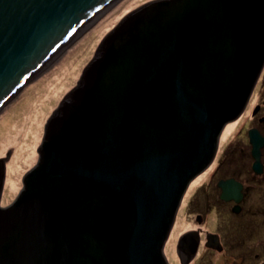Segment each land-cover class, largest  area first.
Segmentation results:
<instances>
[{"label": "water", "instance_id": "obj_1", "mask_svg": "<svg viewBox=\"0 0 264 264\" xmlns=\"http://www.w3.org/2000/svg\"><path fill=\"white\" fill-rule=\"evenodd\" d=\"M117 1L0 0V110ZM263 66L264 0H155L130 13L48 119L18 196L0 205V264H168L181 199ZM248 136L259 171L264 138ZM218 186L238 202L241 185ZM190 238L177 248L188 240L193 256Z\"/></svg>", "mask_w": 264, "mask_h": 264}, {"label": "rangeland", "instance_id": "obj_2", "mask_svg": "<svg viewBox=\"0 0 264 264\" xmlns=\"http://www.w3.org/2000/svg\"><path fill=\"white\" fill-rule=\"evenodd\" d=\"M151 1L155 0H118L63 46L46 68H42L13 99L2 107L0 159L5 158L10 149L11 151L3 164L1 207L11 205L18 196L22 189L23 177L37 164V149L42 143L48 119L66 95L77 86L83 70L94 58L102 41L125 17ZM261 72L246 108L236 120L227 123V125L232 124L233 127L230 133L222 141L220 140V143H223H219L218 157L224 150L234 145L250 147L247 130L255 126L251 121L252 110L256 104H262L264 100V66ZM11 184H16L15 191L11 190ZM191 184L188 191L195 185L193 182ZM188 193L185 192L181 199L174 225L164 246V255L168 264H179L176 244L182 233L194 225V213L191 211L187 213L185 207L190 196ZM200 255L208 264L223 259L222 255L209 254L202 249ZM199 261L201 260L198 259L196 264Z\"/></svg>", "mask_w": 264, "mask_h": 264}, {"label": "flooded vegetation", "instance_id": "obj_3", "mask_svg": "<svg viewBox=\"0 0 264 264\" xmlns=\"http://www.w3.org/2000/svg\"><path fill=\"white\" fill-rule=\"evenodd\" d=\"M254 107L251 121L255 126L250 129H257L264 138V100ZM250 129L247 130L248 142ZM218 153L219 145L213 162L185 191L190 194L185 204L186 212L194 213V225L181 236L190 234V239L196 242V251L191 256L188 240L179 248L176 244L179 264H196L198 259L201 260L198 264H208L200 255L201 249L222 255V260L217 259L212 264H264V146L260 149L259 171L253 168L256 160L251 144L250 147H229L219 157ZM229 180L241 185L238 202L221 198L218 184ZM192 182L195 185L188 191Z\"/></svg>", "mask_w": 264, "mask_h": 264}, {"label": "bare ground", "instance_id": "obj_4", "mask_svg": "<svg viewBox=\"0 0 264 264\" xmlns=\"http://www.w3.org/2000/svg\"><path fill=\"white\" fill-rule=\"evenodd\" d=\"M58 53H59V52H58ZM56 55H57V54H56ZM56 55H54L53 58H54ZM51 61H52V59L47 63V65H48ZM42 68H43V69L46 68V65L43 66ZM39 72H40V71H38V73H39ZM38 73L36 72V74L34 75V77H35ZM14 97H15V96H14ZM12 99H13V98H12ZM232 127H233L232 124H228V125L224 128V131H223V133H222V135H221V137H222V138H221V141L223 140L224 137H226L227 134L230 133ZM221 143H223V142H221ZM221 143H220V144H221ZM22 155L24 156V154H22ZM29 157L31 158L32 155L30 154ZM18 171H19V170H18ZM15 183H16V182H15ZM10 188H11V190L15 191V189H16V184H11Z\"/></svg>", "mask_w": 264, "mask_h": 264}]
</instances>
